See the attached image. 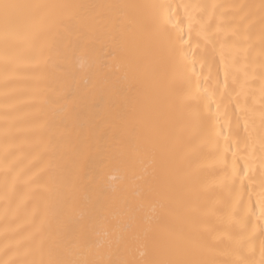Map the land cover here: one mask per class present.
Listing matches in <instances>:
<instances>
[{"label":"bare ground","instance_id":"obj_1","mask_svg":"<svg viewBox=\"0 0 264 264\" xmlns=\"http://www.w3.org/2000/svg\"><path fill=\"white\" fill-rule=\"evenodd\" d=\"M0 264H264V0H0Z\"/></svg>","mask_w":264,"mask_h":264},{"label":"snow or ice","instance_id":"obj_2","mask_svg":"<svg viewBox=\"0 0 264 264\" xmlns=\"http://www.w3.org/2000/svg\"><path fill=\"white\" fill-rule=\"evenodd\" d=\"M14 7H16V6L15 5H11V4H7V3L0 4V8H2L4 10L5 15H7L9 9L14 8Z\"/></svg>","mask_w":264,"mask_h":264}]
</instances>
